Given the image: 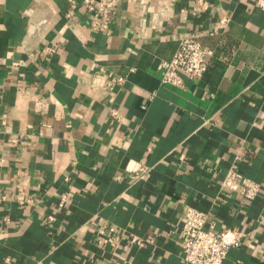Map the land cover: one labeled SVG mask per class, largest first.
Segmentation results:
<instances>
[{
    "label": "crops",
    "instance_id": "1",
    "mask_svg": "<svg viewBox=\"0 0 264 264\" xmlns=\"http://www.w3.org/2000/svg\"><path fill=\"white\" fill-rule=\"evenodd\" d=\"M81 2L0 0V264H183L188 206L246 232L222 264H264V11L117 0L93 31ZM193 34L212 53L205 73L162 84L159 63ZM229 169L259 196L223 189ZM106 222L152 242L99 247Z\"/></svg>",
    "mask_w": 264,
    "mask_h": 264
},
{
    "label": "built area",
    "instance_id": "2",
    "mask_svg": "<svg viewBox=\"0 0 264 264\" xmlns=\"http://www.w3.org/2000/svg\"><path fill=\"white\" fill-rule=\"evenodd\" d=\"M83 8L95 17L91 23L93 31L107 29L109 27L110 16L118 9L117 0H82ZM196 11L198 13L208 10V0H195ZM255 5L264 11V0H255ZM222 18L221 22H226ZM53 52L54 47L47 48ZM212 55L200 41V34H193L182 37L178 40L177 48L168 60H163L158 65L160 81L162 84L171 86H182V74L191 78H200L206 71L208 59ZM123 80L120 78L119 83ZM114 115H117L114 113ZM17 138H12L11 142L16 143ZM142 170V167L134 170ZM223 189L235 192L240 199L253 200L259 196L261 184L257 181L242 175L240 172L229 169L221 181ZM66 195L62 194L59 199V208H64ZM16 201L20 206L31 203V199L19 191ZM53 220L52 215H47V221ZM212 216L209 212L202 211L193 206H188L184 212L180 232L182 240L180 243L181 261L183 264H222L230 249L239 247L246 236V232L237 226L224 227L220 230H213ZM260 225L264 228V217L261 218ZM131 245L143 247L152 242L150 236H139L127 234L123 228H118L112 223L101 224L96 231L97 246L116 250L123 241ZM95 264H107L106 262Z\"/></svg>",
    "mask_w": 264,
    "mask_h": 264
}]
</instances>
